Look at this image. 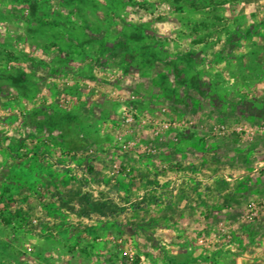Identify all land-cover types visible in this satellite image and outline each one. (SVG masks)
<instances>
[{"label":"rangeland","instance_id":"obj_1","mask_svg":"<svg viewBox=\"0 0 264 264\" xmlns=\"http://www.w3.org/2000/svg\"><path fill=\"white\" fill-rule=\"evenodd\" d=\"M0 264H264V0H0Z\"/></svg>","mask_w":264,"mask_h":264},{"label":"built area","instance_id":"obj_2","mask_svg":"<svg viewBox=\"0 0 264 264\" xmlns=\"http://www.w3.org/2000/svg\"><path fill=\"white\" fill-rule=\"evenodd\" d=\"M128 120H133V118H130V119H128ZM165 127L167 128V125H166Z\"/></svg>","mask_w":264,"mask_h":264}]
</instances>
